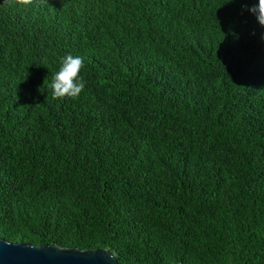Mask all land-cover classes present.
I'll return each mask as SVG.
<instances>
[{"label": "trees", "instance_id": "16d2710c", "mask_svg": "<svg viewBox=\"0 0 264 264\" xmlns=\"http://www.w3.org/2000/svg\"><path fill=\"white\" fill-rule=\"evenodd\" d=\"M258 3L0 0V237L264 264ZM67 54L85 88L54 99Z\"/></svg>", "mask_w": 264, "mask_h": 264}, {"label": "water", "instance_id": "95a60500", "mask_svg": "<svg viewBox=\"0 0 264 264\" xmlns=\"http://www.w3.org/2000/svg\"><path fill=\"white\" fill-rule=\"evenodd\" d=\"M0 264H119L107 248L79 249L0 237ZM173 264H183L175 262Z\"/></svg>", "mask_w": 264, "mask_h": 264}, {"label": "clouds", "instance_id": "9594fccd", "mask_svg": "<svg viewBox=\"0 0 264 264\" xmlns=\"http://www.w3.org/2000/svg\"><path fill=\"white\" fill-rule=\"evenodd\" d=\"M15 5L27 7L33 5L35 0H5ZM48 3V0H44ZM232 2V0H229ZM255 15L260 26L264 27V0H259L258 5H253L247 9ZM255 35V33H252ZM264 39V36L261 37ZM85 67L82 56L67 54L61 58L59 70L53 75L51 82L52 96L54 99L79 97L85 88V81L81 76V71Z\"/></svg>", "mask_w": 264, "mask_h": 264}]
</instances>
